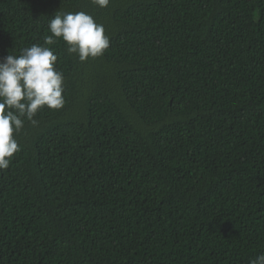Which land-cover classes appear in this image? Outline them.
Listing matches in <instances>:
<instances>
[{
    "label": "trees",
    "instance_id": "16d2710c",
    "mask_svg": "<svg viewBox=\"0 0 264 264\" xmlns=\"http://www.w3.org/2000/svg\"><path fill=\"white\" fill-rule=\"evenodd\" d=\"M110 47L46 45L66 104L14 133L0 264H251L264 254V0H0V59L60 12Z\"/></svg>",
    "mask_w": 264,
    "mask_h": 264
},
{
    "label": "clouds",
    "instance_id": "9594fccd",
    "mask_svg": "<svg viewBox=\"0 0 264 264\" xmlns=\"http://www.w3.org/2000/svg\"><path fill=\"white\" fill-rule=\"evenodd\" d=\"M93 3L106 8L110 0ZM48 29L51 34L44 37V45L33 44L21 49L19 55L0 59V169H7L14 154L20 151L14 133L21 132L26 120L36 125L34 117L45 106L60 110L66 104L62 95L64 75L54 67L58 56L46 45H54L56 38H62L67 52L77 54L81 62L102 56L110 47L104 26L83 11L56 14ZM251 264H264V254Z\"/></svg>",
    "mask_w": 264,
    "mask_h": 264
}]
</instances>
